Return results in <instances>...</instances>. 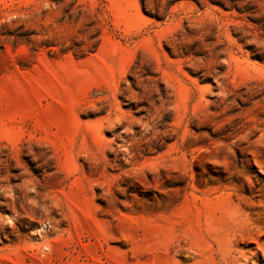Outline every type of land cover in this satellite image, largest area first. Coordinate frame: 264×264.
<instances>
[{
    "label": "rangeland",
    "instance_id": "374dc122",
    "mask_svg": "<svg viewBox=\"0 0 264 264\" xmlns=\"http://www.w3.org/2000/svg\"><path fill=\"white\" fill-rule=\"evenodd\" d=\"M0 264H264V0H0Z\"/></svg>",
    "mask_w": 264,
    "mask_h": 264
},
{
    "label": "trees",
    "instance_id": "16d2710c",
    "mask_svg": "<svg viewBox=\"0 0 264 264\" xmlns=\"http://www.w3.org/2000/svg\"><path fill=\"white\" fill-rule=\"evenodd\" d=\"M97 47V46H96ZM96 47H94L93 51L96 50ZM78 52V51H77ZM83 52V51H81ZM89 53H92V51H89ZM82 57H84L83 55H81Z\"/></svg>",
    "mask_w": 264,
    "mask_h": 264
}]
</instances>
